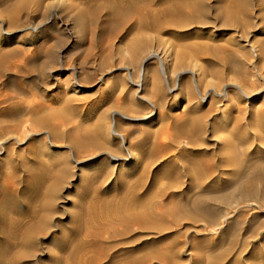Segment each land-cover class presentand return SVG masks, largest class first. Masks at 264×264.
Masks as SVG:
<instances>
[{
  "label": "rangeland",
  "instance_id": "rangeland-1",
  "mask_svg": "<svg viewBox=\"0 0 264 264\" xmlns=\"http://www.w3.org/2000/svg\"><path fill=\"white\" fill-rule=\"evenodd\" d=\"M236 33L248 35L252 43L264 41V0H0V264H264L262 183L244 185L249 198L241 190L235 193L232 179L241 173L234 168L205 172L212 179L200 185L186 178L194 169L192 160H219L218 142L228 127L219 128L217 122L236 115L201 119L197 130L206 133L197 132L205 136L196 138L200 148L188 149L181 159L175 151L150 158L145 154L156 141L153 133H162L157 142L166 139V131L173 134L174 117L181 118L185 106L180 90L167 97L150 92L149 102L159 103L153 110L156 119L123 122L117 130L126 135L125 145L110 151L127 162L132 145L135 165L107 178L95 177L107 150L79 146L73 139L75 131L79 137L95 135V122L106 121L109 90L126 82L128 70L139 75L143 67H156L157 59L142 62L143 51L167 52L169 75L192 68L195 60L209 65L205 72L218 68L225 80L236 69L250 74L248 63L258 58L225 43ZM233 60L239 65L235 70L226 65ZM256 62L255 73L264 75V57ZM188 77L181 75L179 84H188ZM75 83L83 88L77 93ZM243 116L245 132L236 131L235 145L225 148L237 152L240 141L247 163L264 161L262 119L254 112ZM79 160L95 165H73ZM194 203L207 206L203 217L190 213ZM179 207H186L182 212L189 217ZM10 219L23 228V243L5 236ZM9 247L17 248L14 258Z\"/></svg>",
  "mask_w": 264,
  "mask_h": 264
},
{
  "label": "bare ground",
  "instance_id": "bare-ground-1",
  "mask_svg": "<svg viewBox=\"0 0 264 264\" xmlns=\"http://www.w3.org/2000/svg\"><path fill=\"white\" fill-rule=\"evenodd\" d=\"M233 10H235V8H233ZM236 13L239 14V12H236ZM226 15H227V13H226ZM235 17H236V15H235ZM233 18H234V16H233ZM238 33H236V36L233 35L230 38L225 39V43L231 44L232 47L240 48L242 50L241 53L243 55H248V56L250 55L252 57V59L253 58L259 59L260 57H264V41H262V43H261V41L256 40L255 41L256 43L258 41V44L259 43H261V44L255 45L256 43H254V41H253V43L251 41H249L248 35L247 36H241V34L239 35ZM137 44L138 43H136V45ZM136 45H134V46H136ZM143 46H141V47L139 46V48H143ZM204 46H205V44H204ZM232 47H228V50H229V48H232ZM147 48H148L147 46L144 47V49H147ZM148 49H150V48H148ZM199 49H201V47ZM224 49L227 50V48H224ZM142 50L143 49H141L140 51H142ZM208 51H209V49H208ZM137 52H138V49H137ZM143 52L144 53L146 52L147 54H146V56L144 55V60L142 59L143 60L142 62H146L147 60H150L152 58L157 59L156 67L149 68L146 70L143 67L142 68V74H141V70H140L139 75L136 74L137 72H134L132 70H128V73L126 74V82L121 83V81H120L121 84H119V82H118L119 86H117V88L109 90L108 97L110 99L108 97H107L108 99L106 98V101H108L107 108L108 107L109 108L103 111L104 120H106V121L104 123L102 122L103 123L102 125L95 122V127L93 129V132H95L94 133L95 135L92 136V135L88 134L89 136L83 137V135H81V137H79V135H76V133H78L77 131L74 132L75 134L73 133V135H75L73 139H75V141H77L79 143V146H81V145L83 147H85V146L86 147L87 146L93 147L94 146V147H97L99 149L103 148V149L107 150L106 155L108 158H106V160L101 163L103 170L97 172L95 177H103V178L110 177L111 175L115 174L118 169H119V171H123V172H127V171L132 170V168L134 167L135 162H136L134 160L132 162V154H133L132 153V145L127 147V152L129 155H131V156H129V157H131V159L129 161L127 159V162H123L119 158L110 155V151H111V149H114L113 148L114 146L118 147L117 149H119L120 147L122 148V146H124L125 142H126V137H125L126 135L124 136L122 134L123 130L121 132L117 129L123 124V122L128 123V124L129 123L132 124L133 122H135V123L136 122H142V121L147 120V119L148 120L150 119V121H153V119H156V114L153 113L154 112L153 110L155 109V105L157 104V102L155 103V105H152L149 102L150 92L152 94L154 93L155 96L156 95H158V96L159 95L160 96L165 95L167 97V96L177 95V92L180 90V93H181V95L185 101V106H184V109L182 111L181 118L178 115L177 116L174 115L175 119L173 121L174 124L172 126L174 129V133L170 134V132H168L169 130L166 131V129H165L166 139L164 138V140L161 139L160 142L159 141L157 142V138H158L159 133L161 135H162V133H161V131L160 132L158 131L159 133L157 131L154 132L153 135H154V138L156 141L153 142L152 147L150 146L151 148H149V151H146L147 154H145V155L150 157V158H156L157 156L160 158V156H163L164 154L175 151L176 152L175 155H178V158H180L184 153H186V151L188 149L193 148V147L195 149V147H198L201 144L200 143L199 145H197V140H196V138H200L197 136V132L199 130V129L197 130V127H198V122L200 121L199 123H201V119H202V121H204V119H209L210 117H212V115H218V114L220 115L221 119L226 118L227 114L236 115L234 118L235 120H226L225 122L223 120H220L219 122H217V125L219 128H227V127H228V129L230 128V130L227 129L226 132L222 131L223 135H221V136H223V137L221 139H219L218 145H219V152L220 153H217L220 156L219 160L215 161L213 159V162L212 161L209 162L210 160L209 161H202V160L200 161L199 158L197 160H192L190 162V164L192 166H194V169L190 166L191 168L190 167L189 168L192 170L187 168V170L189 169L188 172L184 171V173L185 172L187 173L186 178H188L189 181H192V182L194 181L195 182L194 184H196V182H197V185H200L198 182H200L202 184V183H204V181L208 182V181H211V179H212V176H210L211 172H210V174L205 173V172H209V171H212L214 169H216V170L232 169L233 170V168H234L237 172L239 171L241 173V175H239L237 173L238 176H236L235 179L234 178L232 179V182H234L233 184L236 185V187L234 185L235 193L237 190L238 191L241 190L240 191L241 193L239 192L241 196L249 197V195H247V194H249V192L248 193L246 192L247 194L243 193L244 192L243 187H245L247 185H253L254 186V184L258 183V182H259V185L261 182L262 186L264 187V161H258V162H254L251 164L247 163V160L245 159L247 154L240 152L242 150V148H241V144H240L241 142L239 140H241V139L237 140V141H239L236 144L237 145L236 148L238 149V150L236 149L237 152L234 151V148H230V146L228 148L226 147L227 149L225 148V146H228L231 144L235 145L236 142L234 143L235 139H234L233 135L236 131L239 132V130L242 129L241 123L243 122L242 118H244L243 115H245V113L254 112V113L258 114L261 117L262 122L264 124V75H262L263 72L261 73L260 69H259L260 71H257L255 73V71H256L255 69L258 68L257 62H256V61H258V59L253 61V62L251 61L252 63L251 62L248 63L249 67H251V68L248 67V69H251L250 74L246 73L245 71H243V72H245V74H243L242 71H241L242 73L238 74L236 72V70H237L236 68L239 65L235 62V60H233L229 64H226L227 66H230L231 69H233V70L236 69L234 71V74L230 73L232 75H230V78H228L227 80H225L222 77V75H223V74L221 75L222 71L220 73L218 72L219 71L218 68L216 69L218 71L211 69V70H206V72H205L203 70V68L205 69V67H207V66L209 67V65L203 64L202 62H200L198 60H195L194 64L192 62V64H193L192 68L184 69V70H182V72H179L177 74L172 72L174 75V77H173V75L168 74L169 71L167 72V63H168V53L167 52L164 51V53H162V54H159L157 52L153 53V52L147 51V50L143 51ZM138 54H139V52H138ZM220 56H222V54ZM234 56H235V54H234ZM250 56H249V58H250ZM244 57L242 56V58H244ZM131 58H132V56H131ZM219 58H217V59H219ZM222 58H223V56H222ZM237 59H238V56L236 58V61H237ZM134 60H135V58H134ZM224 61L226 62V60H224ZM218 63L221 64V61H219ZM240 63L243 64V62H240ZM133 64L134 63L132 62V66H133ZM244 64H243V66H245ZM258 64H260V63H258ZM222 65H224V63ZM210 67H211V64H210ZM170 68H172V67H170ZM240 68H241V66H240ZM133 69H134V67H133ZM239 70L240 69L238 68V71ZM170 71H171V69H170ZM176 71L177 70H175V72ZM134 73L137 75V76H135V78H134ZM186 73H189L188 84L183 83V81L179 84L180 76L183 74H186ZM205 73H206V75H205ZM251 73H255L252 76L256 77V81H255L256 83L259 82L258 84H260V85L258 87H255L254 83L252 82L253 77L252 78L250 77ZM203 82H206V84H208L210 87L207 88L206 86H204L202 84ZM148 87L151 91L148 90ZM79 89H83L82 86L75 83V86H74L75 92L74 93L79 92ZM118 90H120V91L118 92ZM114 97H115V99H114ZM120 99L121 100L124 99V102L122 101L124 104L119 103ZM156 99H155V101H156ZM161 102L165 103V100H164V102L163 101H161ZM110 109H113V110H110ZM146 111L150 114L147 115ZM130 113H132L136 118H133L134 116L131 117L129 115ZM180 119H182L181 122H180ZM205 121H208V120H205ZM205 121H204V123H206ZM259 121H260V119H259ZM41 122H42L41 124H43V121H41ZM249 122H251V121H249ZM204 123L202 122V124H204ZM44 124L46 125L45 122H44ZM253 125H255V124H253ZM204 126L205 125H203V127ZM45 127H47V125ZM186 127H189V129H187V131H186ZM215 129L217 130V128L214 127V130ZM87 130H88V128H87ZM125 130H126V128H125ZM158 130H159V128H158ZM204 130H203V132H205ZM244 130L242 129L241 131L245 132ZM217 131H219V129ZM7 132H9V131H7ZM199 132L203 134V132H201V129ZM9 134H10V132L8 133V135ZM49 135H50L49 133L46 134V136H48V137H49ZM257 135H259V133ZM260 135H261V133H260ZM148 136H150V135H148ZM200 136H201V134H200ZM203 137H205V136H203ZM253 137L255 138V136H253ZM258 137H257V139H258ZM181 138H184L185 142H182V143L179 142L178 140ZM202 138H200V139H202ZM219 138H220V136H219ZM237 138L238 137H236V139ZM240 138H242V137H240ZM262 138H264V137H261L259 139H262ZM145 139H147V138H145ZM200 139H198V140H200ZM165 140H168V141L165 142ZM260 141L261 140H259V143H260ZM243 142H245V139ZM249 143L252 145L254 142L253 143L249 142ZM250 144H249V148H250ZM233 146H231V147H233ZM245 147H246V145H245ZM198 148H200V147H198ZM240 148H241V150H240ZM247 148L248 147H246V151H247ZM50 149L55 154L60 153L58 151L59 148L57 149L56 147L50 146ZM152 149H153V151H152ZM243 149H244V147H243ZM62 154H63V157L65 159L70 158V154H67L65 152L64 153L62 152ZM185 155H187V154H185ZM135 160H137V159L135 158ZM160 161H162V160H160ZM72 163H73V165L75 164V165H78V166H81L84 168H91L92 165H95V163L90 162V160H79V161H73ZM99 166H100V164H99ZM196 168H199V169H196ZM237 169H239V170H237ZM248 169H250V170H248ZM219 179H221V176L219 177ZM175 181H177V179ZM189 183H191V182H189ZM253 189L254 188L252 187V190ZM255 189H257V187ZM39 190L40 189H38V191ZM35 192H37V189L35 190ZM263 194H264V192H263ZM195 198L197 200V196ZM197 203H199L198 200H197ZM197 203H194V205L191 204V205H193V207L190 206V208H192V210H191L192 212L190 211V213L193 214L195 212L194 214L198 215V217H201V216L203 217L204 216L203 211L207 210V206H205V204H203L204 207H206V209L204 210L201 207L203 202L200 204L201 206L198 205ZM185 208L179 207L182 214L184 212L182 209L185 210ZM5 209H7V208H5ZM14 210L15 209H13L12 211L16 212ZM16 214H17V212H16ZM182 214H179L180 217H183V215L185 218L189 217L188 214H187L188 216L187 215L185 216V214H183V215ZM193 216H195V215H193ZM193 216L191 217V215H190V218H193ZM212 216H211V218H213ZM196 218H197V216H196ZM226 218H228V216ZM17 222H18L17 220H12V219L8 220V222H7L8 224L6 223L7 228L4 227V231H7L5 236H8V239L9 238H11V239H13V238L17 239L18 238V241H21L20 237L23 236V234H21L22 233L21 231H23V228L21 226L19 227V223L17 225ZM220 226H218V227H220ZM24 230H25V228H24ZM30 231H32V230H30ZM33 231H34V229H33ZM27 233H28V231H27ZM22 238H24V237H22ZM22 241H21V243H23ZM19 244H20V242H19ZM8 250L11 251L9 253L10 256L11 257L13 256V258H14L15 256L12 255L11 253L12 252L14 253V251L17 250V248L13 247V251H12L11 248L9 247ZM18 252H20V251L18 250ZM15 254H17V253H15ZM9 264H12V261H11V263L9 262Z\"/></svg>",
  "mask_w": 264,
  "mask_h": 264
}]
</instances>
